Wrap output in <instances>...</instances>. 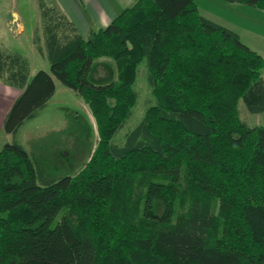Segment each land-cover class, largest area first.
Listing matches in <instances>:
<instances>
[{
  "label": "trees",
  "instance_id": "trees-1",
  "mask_svg": "<svg viewBox=\"0 0 264 264\" xmlns=\"http://www.w3.org/2000/svg\"><path fill=\"white\" fill-rule=\"evenodd\" d=\"M46 33L50 71L33 75L0 43V82L21 90L4 130L45 107L56 77L89 105L98 141L59 177L19 142L0 147V264H264V125L239 111L264 112V57L196 0H136L88 38L61 21ZM103 57L116 73L98 84ZM144 59L156 102L119 144Z\"/></svg>",
  "mask_w": 264,
  "mask_h": 264
},
{
  "label": "rangeland",
  "instance_id": "rangeland-1",
  "mask_svg": "<svg viewBox=\"0 0 264 264\" xmlns=\"http://www.w3.org/2000/svg\"><path fill=\"white\" fill-rule=\"evenodd\" d=\"M35 1L38 5L40 4L39 0ZM0 3L7 4L6 0H0ZM16 3L17 1L10 0V4L16 6H12L11 9L17 21L11 20L7 25L4 22V26H0V43L36 60L27 46L18 47L17 45L22 30V27L18 25L22 22L21 16L29 29L32 14L24 5L26 0H19ZM196 3L200 14L238 33L245 44L264 57V9L228 0H196ZM2 14L4 13L1 12V18ZM48 61L46 57V64L44 62L41 64L50 71ZM40 68L42 67L39 64H35L34 74ZM115 73V61L112 58L103 57L92 67L90 80L98 84L107 83L115 78ZM261 73L264 77V67ZM55 79L57 81L55 94L34 118L27 119L16 134H10L4 128L1 129L0 147H3L6 142H19L36 164L52 176L59 177L74 175L81 170L90 150L96 146L98 132L89 105L75 90ZM134 86L138 91V101L130 118L115 135L114 141L119 144L125 143L128 132L141 122L148 106L156 102L149 83L147 59L140 64ZM239 111L242 119L249 125H264V112H251L242 99L239 101ZM61 215L62 213L55 221L60 220Z\"/></svg>",
  "mask_w": 264,
  "mask_h": 264
},
{
  "label": "crops",
  "instance_id": "crops-1",
  "mask_svg": "<svg viewBox=\"0 0 264 264\" xmlns=\"http://www.w3.org/2000/svg\"><path fill=\"white\" fill-rule=\"evenodd\" d=\"M13 1H17V3L19 2V0ZM39 1H43L45 3V7L40 6V4L38 5L37 1L35 0H26V3L24 4L32 14L29 20V29L27 28L28 26L24 22L21 15L22 22L18 23V25L22 27L19 43L17 44L18 47L27 46L31 51V54H33L34 58H36L35 60L27 54L31 60V75L34 74L33 71L35 64H39L42 67L40 69L46 70L43 66L44 63L46 64V56L38 50L37 43L43 47L46 45V32L53 23L61 21L62 25L65 24L66 28L70 29L71 36L74 33H77L83 38H88L93 30L107 26L120 12L134 4L136 0ZM6 3L7 4L3 5L0 3V8L2 7V9H0V15L1 12L4 13L2 14L3 17H0L1 27L4 26V22L7 25L9 22H11V20L17 21V17H13L15 13L11 9V7L15 6V4H10V0H6ZM9 4L10 6H8ZM71 29L74 31H71ZM55 78L56 77H54V80L57 87V81ZM20 93V89L0 82V131L2 128H4V120L8 111Z\"/></svg>",
  "mask_w": 264,
  "mask_h": 264
}]
</instances>
